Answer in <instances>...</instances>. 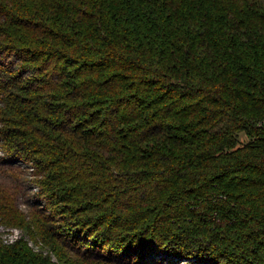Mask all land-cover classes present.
I'll return each mask as SVG.
<instances>
[{"label":"trees","instance_id":"trees-1","mask_svg":"<svg viewBox=\"0 0 264 264\" xmlns=\"http://www.w3.org/2000/svg\"><path fill=\"white\" fill-rule=\"evenodd\" d=\"M0 144V264H264V0H0Z\"/></svg>","mask_w":264,"mask_h":264},{"label":"rangeland","instance_id":"rangeland-1","mask_svg":"<svg viewBox=\"0 0 264 264\" xmlns=\"http://www.w3.org/2000/svg\"><path fill=\"white\" fill-rule=\"evenodd\" d=\"M239 139H240L239 140L240 141V143H239L240 146L241 145H245V144H247L250 141V138L247 137V135L244 134V133L240 134ZM4 157H6L5 156V152L2 149L1 144H0V158H4ZM12 164H13L12 167H19V166H21V164L25 167V163H22L20 161H15ZM28 167L31 168V167H33V165L29 164ZM29 170L33 171L32 169H29ZM21 177L23 178L22 183L24 184V188L20 189L18 203H19V206H20L21 210H23V212H25L28 215L30 213V211H31V207L29 205L30 204L31 205L34 204V203H32L33 202L32 198H33L34 195H36L38 192H40V188H39V186L36 183H34L32 181L33 178L30 175H28V174H24L23 175L22 174ZM2 181L5 182L8 185L13 186V187H16V185H17V180L15 178H13V177L12 178L11 177L2 178ZM16 228H20V227H16ZM20 229H22L24 231L23 235L28 239V241L30 239L31 241H33V243L36 244V240H34L31 236H29V234L26 232V229H24V228H20ZM11 230L8 229L7 231L11 232ZM2 238L5 239L4 236H2ZM41 245L42 244H40V246ZM55 262L58 263V264H61L58 260H55Z\"/></svg>","mask_w":264,"mask_h":264},{"label":"built area","instance_id":"built-area-1","mask_svg":"<svg viewBox=\"0 0 264 264\" xmlns=\"http://www.w3.org/2000/svg\"><path fill=\"white\" fill-rule=\"evenodd\" d=\"M8 229H12L11 232L7 231ZM24 231L20 228H16V227H5L3 225H0V237L2 238V236H4L5 239L2 238V240L5 243L8 244H12L15 243L19 240H21L22 238H25V236L23 235ZM0 238V239H1ZM29 244L35 248V250H39L40 246L36 245L35 243H33V241H29Z\"/></svg>","mask_w":264,"mask_h":264}]
</instances>
